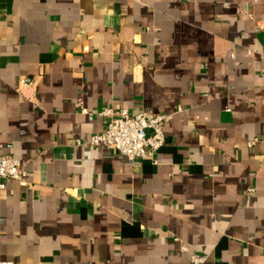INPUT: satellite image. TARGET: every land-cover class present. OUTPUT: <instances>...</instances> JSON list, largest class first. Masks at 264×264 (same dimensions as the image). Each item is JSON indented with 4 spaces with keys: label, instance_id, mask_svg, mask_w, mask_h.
<instances>
[{
    "label": "crops",
    "instance_id": "1",
    "mask_svg": "<svg viewBox=\"0 0 264 264\" xmlns=\"http://www.w3.org/2000/svg\"><path fill=\"white\" fill-rule=\"evenodd\" d=\"M105 106L171 115L155 158ZM3 154L0 264H264V0H0Z\"/></svg>",
    "mask_w": 264,
    "mask_h": 264
},
{
    "label": "built area",
    "instance_id": "2",
    "mask_svg": "<svg viewBox=\"0 0 264 264\" xmlns=\"http://www.w3.org/2000/svg\"><path fill=\"white\" fill-rule=\"evenodd\" d=\"M24 84L34 85L35 80L25 78ZM83 111L87 112V109L83 108ZM99 114L106 118L105 128L93 134L87 143L93 146L108 145L133 162L155 158L165 143L164 129L171 118L169 113L155 112L149 108L132 113L127 108L114 106H105ZM78 143L81 144L83 141L78 140ZM27 174V169L23 167L19 158L11 154L0 155L1 188H5L7 180L25 182ZM182 249L187 248L183 245ZM190 260L192 264H202L206 260V255L193 253Z\"/></svg>",
    "mask_w": 264,
    "mask_h": 264
}]
</instances>
